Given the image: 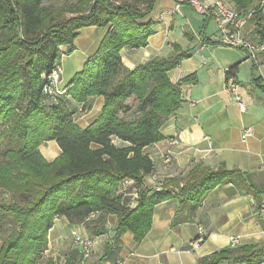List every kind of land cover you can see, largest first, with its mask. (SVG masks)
Masks as SVG:
<instances>
[{"label": "trees", "instance_id": "1", "mask_svg": "<svg viewBox=\"0 0 264 264\" xmlns=\"http://www.w3.org/2000/svg\"><path fill=\"white\" fill-rule=\"evenodd\" d=\"M157 1L0 0V264H40L56 219L84 226L93 241L109 233V217L115 216L106 258L127 232L142 242L155 207L167 200L180 203L173 220L177 226L191 221L220 185L251 190L250 175L225 165L216 171L195 169L176 184L177 191L146 185L155 168L145 149L164 140L161 128L182 103L180 87L196 83L194 75L177 83L168 77L189 52L154 58L133 70L122 63L123 50L148 45ZM256 1L262 0H234L244 11L258 7L249 24L255 27L252 39L264 44V12L260 4L252 6ZM89 27L107 31L98 51L71 80L69 93L46 95V77L61 48L73 50L80 31ZM228 73L235 76L233 68ZM96 96L104 98L102 113L81 128L78 109L66 97L84 104ZM130 100L139 104L132 118ZM47 142L61 150L51 162L40 151ZM73 244L64 263L46 264H86L90 258ZM223 262L262 264L264 244L225 248L200 259V264Z\"/></svg>", "mask_w": 264, "mask_h": 264}, {"label": "crops", "instance_id": "2", "mask_svg": "<svg viewBox=\"0 0 264 264\" xmlns=\"http://www.w3.org/2000/svg\"><path fill=\"white\" fill-rule=\"evenodd\" d=\"M205 1L212 4L218 0ZM220 1L239 8L234 0ZM259 4L260 1H256L252 6ZM174 7V0H158L149 17L154 26L148 45L121 53L123 65L133 70L151 59L168 58L179 48L190 56L168 73L170 81L177 83L191 75L196 78L195 84L180 87L182 103L161 128L164 140L145 149L155 168L152 176L146 178V185L177 191L176 184L195 169L216 171L225 165L230 170L250 175L251 190H238L233 184L220 185L206 196L191 221L177 226L173 225V220L180 203L177 198L167 200L155 207L151 230L142 242L137 243L133 234L127 232L120 244L103 258L104 248L111 242L117 223V218L110 216L109 233L94 238V254L86 264H200V259L225 248L264 244V51L257 54L256 60L238 49L234 50L244 56L240 53L226 55L225 50L232 48L213 45L216 28L210 37L200 32L204 36L198 40L194 26H190L189 10L192 9L185 5L181 14H176ZM261 9L264 12V5ZM253 30L255 27L249 24L246 36L252 38ZM106 32L97 27L81 30L73 50L64 47L66 56L81 52L86 65L98 51ZM232 68L248 108L245 114L229 100L225 89L226 73ZM103 103L104 98H98L96 115L81 128H86L101 115ZM247 128H252L253 135L244 140ZM183 184L180 182L179 187ZM64 230L71 235L77 232L84 238H93L84 226H72L64 218L56 219L49 232L54 243L47 249L52 252L50 256L46 254L47 259H60L64 263L72 255L73 243L65 251L58 248ZM201 233L205 237L203 243L192 249L190 243ZM232 239H238L235 248L231 245Z\"/></svg>", "mask_w": 264, "mask_h": 264}, {"label": "built area", "instance_id": "3", "mask_svg": "<svg viewBox=\"0 0 264 264\" xmlns=\"http://www.w3.org/2000/svg\"><path fill=\"white\" fill-rule=\"evenodd\" d=\"M174 12L180 9L183 4L190 5L193 10L207 20L213 21L216 28V35L213 37L215 43L227 48L243 50L249 54L251 60H256L257 54L264 51V44L255 42L251 37L246 36V28L253 14L258 10V7L244 11L240 8L230 7L223 1H215L212 4L206 3L205 0H174ZM264 5V0L261 1L260 7ZM63 71L59 64H56L54 69L46 77L47 83L44 85V93L48 96H62L66 93V89H62L61 84ZM225 89L229 94V100L238 106L240 113H247V106L243 102L240 95V86L235 76L226 73ZM252 128L245 129L244 140L252 137ZM203 243V235L192 243L190 247L197 249ZM75 244L82 247L85 259L90 258L93 253L94 241L88 238H75ZM232 247L238 245V239H232Z\"/></svg>", "mask_w": 264, "mask_h": 264}, {"label": "rangeland", "instance_id": "4", "mask_svg": "<svg viewBox=\"0 0 264 264\" xmlns=\"http://www.w3.org/2000/svg\"><path fill=\"white\" fill-rule=\"evenodd\" d=\"M185 5H188V4H183L180 7V9L177 11L176 14H181V8ZM189 7L193 10V8L190 5H189ZM192 10H189L190 11L189 18L191 19L190 20V24H191L190 26L191 27L194 26L193 31H194V34L196 35L197 39L199 40L200 36L203 35V34H199L200 32H204V34L207 37H210L215 30V24L213 23V21L207 20L204 17V15H201V14L195 12L194 10L193 11ZM192 23H193V25H192ZM65 49L66 48H64V47L61 48L62 54H61V57H60L59 61L57 62V64L60 65V67L63 71V76H62L63 82L61 84V87H62V89H66L65 94H67V92L69 93L70 89L72 88L71 86H69L71 84V79H73L76 75L83 72L86 59H84L81 52H75L71 56H66L67 51ZM225 51H226L225 54L229 55V56H235V55H237V53L238 54L240 53L244 56V54L238 50L226 49ZM179 52H180V50H177L176 54H178ZM222 54H224V52H222ZM197 59L199 60L201 58L199 57ZM119 77L120 78L122 77V73H120L118 78ZM98 98H102V97L96 96V97L90 98L84 104L83 103L77 104L76 102L73 101L72 98L66 97V99L71 100L73 103V106L78 109L75 117H76L77 123L80 126H86V122L91 120V118L96 115V113H97L96 112L97 111L96 106L98 103ZM131 102H132V100L128 101V103H130V105H132L134 110L132 113H130L128 115L129 118L130 117L132 118L133 116H135L136 112L139 109L138 103H131ZM41 153L46 160L51 162V161H54L55 159H57L59 157L60 150L54 142H50L47 144H43V147L41 148ZM76 237H80L79 233L72 232V235H71L68 230H64L62 238L60 240H58V242H59L58 248L60 246V251H63V250L65 251L66 249H69V246H71V243L75 242ZM49 239L51 240L50 241L51 243H49ZM53 243H54L53 238L52 237L50 238V236H48V248H50V245L52 247ZM49 253L51 254L52 252L51 251L45 252V254H44L45 258L43 256V259H42L40 264H46L48 260H52V259L54 260V258H51V257H49V259L46 258V254L50 256ZM93 254H94V248H93V253L91 256H93ZM91 256H90V258H91ZM56 260L59 263H61L60 259H56Z\"/></svg>", "mask_w": 264, "mask_h": 264}]
</instances>
